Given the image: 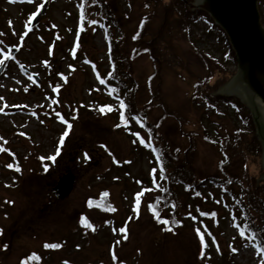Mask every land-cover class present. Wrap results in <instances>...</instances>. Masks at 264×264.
<instances>
[{
    "label": "rangeland",
    "instance_id": "1",
    "mask_svg": "<svg viewBox=\"0 0 264 264\" xmlns=\"http://www.w3.org/2000/svg\"><path fill=\"white\" fill-rule=\"evenodd\" d=\"M46 1V13L32 27L31 18ZM111 3L123 15L124 30L129 32L141 17L140 0ZM82 4L83 0H0V60L9 56V48L18 49L14 58L0 66V264H22L33 254L41 264H205L210 255L218 262L228 260L224 264H261L255 243L240 237L231 217L233 202L220 186L208 184L198 197L182 192L186 211L189 209L181 227L168 232L155 223L149 205L157 195L159 169L149 148L151 140L137 121L121 124L120 102L105 83L114 70L104 27L102 21L95 30L92 23L83 27ZM259 8L264 13V6ZM86 16L90 22L100 19L97 10L91 9ZM209 27L205 20L194 24L189 38L179 42L184 77L168 88L172 93L170 111L182 109L186 96H192L194 83L205 74L193 43L236 72L228 40ZM201 29H205L202 34ZM133 51L128 40L124 49L127 69L140 84L137 103L142 107L151 95L153 68L147 56H135ZM57 86L59 91H53ZM105 104L113 110L101 113L99 109ZM190 113L193 123L182 130L171 117L158 126L157 133L171 147L189 144L182 131L195 130L201 136L208 132L218 140L224 126H242L241 111L221 106L216 112L197 98ZM162 116V111L155 109L147 117L157 124ZM61 117L72 129L53 162L47 158L55 155L67 130ZM201 136L197 137L194 159L199 179L217 174L220 157L217 148ZM66 173L74 175V187L66 199L59 200L52 189ZM102 191L108 192L115 211L95 214L88 201ZM139 192L144 195L137 213ZM201 212H215L217 226H208L213 223ZM125 226L126 240L119 231ZM196 228L204 233L212 250L207 253L204 248L203 256ZM45 244L61 247L46 248Z\"/></svg>",
    "mask_w": 264,
    "mask_h": 264
},
{
    "label": "trees",
    "instance_id": "2",
    "mask_svg": "<svg viewBox=\"0 0 264 264\" xmlns=\"http://www.w3.org/2000/svg\"><path fill=\"white\" fill-rule=\"evenodd\" d=\"M112 1L83 0L85 14L83 27L91 23L86 16L87 13L91 9L92 11L97 10L100 19H95L96 23L92 24L95 27L91 26V28L94 27L95 30L102 21L108 48L107 54L114 70V74L110 78H106L107 88L110 91L115 89L112 92L117 96L119 102L123 101L127 106L121 109L129 118L127 124L131 120L137 121L151 140L149 148L159 169L157 195L153 197L151 205L156 206L162 219L177 222L168 225L173 230L181 227L180 221L182 218H186V212L189 209L188 207L186 211L183 191L191 196L195 193L193 196L198 197L197 194H200L208 184L212 187L220 186L225 196L233 202L231 217L239 226V234L246 227L250 229V231L245 230L244 237H240L255 243L256 247L264 246L262 146L257 139L256 127L251 115L246 111L245 106L235 97L218 95V91L234 76L235 70H230L223 61H219L209 52L200 50L192 42L195 55L205 69V74L194 83L192 96H186V103L181 105V110L170 111L169 109L172 93L168 88L175 84L176 79L184 77L185 60L181 55L179 42L184 38H189L193 25H197L203 20L210 24V31L219 30L226 40H228L227 36L221 28L214 24L207 13L202 10L191 11L189 9L188 4L195 0H140L141 17L137 24L127 32L124 30V17L119 14L116 7L112 6ZM181 5L184 6L183 9H180ZM259 5L264 6V0H259ZM260 13L264 25V13L261 10ZM204 31L205 29H201L200 33L202 34ZM128 40L134 45L133 55L147 56L153 68L149 83L151 95L142 107H139L137 103V91L140 84L127 69L128 58L125 56L124 49ZM229 48L230 58L236 63L230 45ZM194 98L202 100L208 108L216 110V112L221 106L241 111L242 126L233 128L224 126V134L220 135L218 140L212 138L208 132L201 136L195 130L182 131V136L188 138L189 144L186 147L182 145L171 147L157 133L158 126L165 117L174 119L181 130L193 123L190 112ZM172 100L174 99L172 98ZM107 107L108 104H105L106 110ZM155 109H160L164 116L159 119L157 124L149 121L147 117L148 113ZM133 116L136 119H131ZM120 122L124 124L122 121ZM198 136H201L206 143L214 145L220 155L216 165L217 174L203 179L198 178L194 163ZM161 171L166 178H161ZM105 193L107 196L104 195ZM91 201L93 203L90 209L96 211L95 214L101 210L108 212L114 205L107 191H102L97 198ZM173 204L175 207L172 206ZM150 211L153 213L152 210ZM215 216H208L213 223L212 225L208 223V226H217ZM155 223L159 224L157 220ZM163 227L165 228V225ZM210 232L212 234L211 230ZM251 232L257 234L255 239L251 238ZM209 251L212 250L208 246L206 252L209 253ZM225 261L218 262L210 255L206 258L205 264H224ZM29 264H41V261L32 260Z\"/></svg>",
    "mask_w": 264,
    "mask_h": 264
},
{
    "label": "water",
    "instance_id": "3",
    "mask_svg": "<svg viewBox=\"0 0 264 264\" xmlns=\"http://www.w3.org/2000/svg\"><path fill=\"white\" fill-rule=\"evenodd\" d=\"M48 6L49 2L46 1L32 20V27L38 24ZM189 8L207 13L228 38L237 69L234 76L218 91V95L235 97L249 110L257 139L262 146L264 170V25L259 0H195L189 4ZM17 52V48H9V57L14 58ZM35 80L39 83L36 76ZM261 180H264V174ZM74 183V175L66 173L52 189V194L64 200L72 193Z\"/></svg>",
    "mask_w": 264,
    "mask_h": 264
},
{
    "label": "snow or ice",
    "instance_id": "4",
    "mask_svg": "<svg viewBox=\"0 0 264 264\" xmlns=\"http://www.w3.org/2000/svg\"><path fill=\"white\" fill-rule=\"evenodd\" d=\"M12 2H14V0H12ZM29 2H32V0H29ZM43 7H44L43 4L39 5V8H40V9H42ZM83 7H84V5L82 4V5H81V8L83 9ZM83 18H84V12L81 11V19L83 20ZM31 19L34 20V19H35V16H33ZM30 23H31V20H30ZM91 23H92V24H95L96 21H91ZM29 30H31V29H29ZM27 34H28L27 32L24 33L25 36H26ZM74 55H75V53H74ZM9 58H10L9 56H5V58H4L3 60H0V66H3V65L5 64V61H6L7 59H9ZM110 75H111V74H110ZM30 79H31V77H30ZM65 80H66V78H65ZM100 82H101L102 84L104 83L103 80H101ZM53 91H57V92H58V91H59V86H57L56 88H54ZM112 91H115V89H112ZM0 99H2V98H0ZM4 107H8V105L5 104ZM120 107H121V109H123V108H126L127 106L124 104L123 101H121V102H120ZM112 110H113V109H112L111 107H108V108H107V111H109V112L112 111ZM0 111H3V108H0ZM99 111H100L101 113H105L106 109L102 107V108L99 109ZM57 115L59 116V113H57ZM75 118H76V117H73V119H75ZM120 119H121V121L124 123V125L126 126V125H127V121H128L129 118L126 117V115H125V113H124L123 111L120 112ZM131 119H136V117L133 116V117H131ZM61 120H62V122H64V123L67 124V130L63 133V135H62L61 138H60L59 146H58L57 149H56V153H55V155H52V156H50V157L47 158V159H49V160H51V161H53V162L56 160L57 156L60 155V147L63 146V144H64V142H65V138L69 135V132H70L71 129H72V124L67 123V121H64L62 117H61ZM118 127H119V125H118ZM136 135H137L138 138H139V134L137 133ZM139 142H140L141 144H144V143H145V140H144V139H140ZM149 142H150V141H149ZM5 143H6V142H5ZM0 151H3V149H0ZM85 158H86V159L88 158L87 153H85ZM41 159H44V158H41ZM8 167H13V166H12V165H8ZM15 170H16V171H20V168H19L18 166H16ZM45 170H47V169H45ZM153 172H155V169L153 170ZM161 178H162V179L166 178V177L163 176L162 171H161ZM229 183H230V181H229ZM145 191H151V189H146ZM104 195L107 196V193H105ZM143 195H144V192H139V193H137V195H136V198H135V199H136V207H135L134 211H136L137 213L139 212L140 199H141V197H142ZM197 195H199V193H198ZM218 202H219V201H218ZM92 203H93V202H92L91 200L88 201L89 206H92ZM172 206L175 207L174 204H173ZM149 208H150V210L153 211L154 217H155V219L157 220V222L160 223V224H162V225H165L164 230H165V231H168V232H171V231H172V227H168V225H170V224H176L177 222H176V221H170V220H168V219H162L161 216H160V214H159V212L156 210V206H154V205H149ZM111 210H112V211H115L114 208H112ZM200 214H201L202 216H207V215H209V213H205V212H201ZM211 215L214 217L216 214H215V213H211ZM193 219H195V217H193ZM81 222L84 223V222H85V219H84V218H81ZM87 226L90 227V228L92 227L91 224H88ZM238 227H239V226H238ZM94 230H95V229L93 228V231H94ZM245 230L250 231V229L247 228V227H246ZM245 230H242V231L240 232V236H242V237L245 236ZM119 231L123 234V237H124V239L126 240V239L128 238V234H127V233H128V229H127V226H125V227L119 229ZM195 231H196V234H197V236H198V238H199V242H200L201 249H202V251H201V256H203V255H204V253H203V249H204V248H207V247H208V244H207L206 241H205V235H204L203 232H201V229H200V228H196ZM205 231H206V230H205ZM0 234H2V233H0ZM256 235H257V234H256L255 232H251V238H252V239H255ZM119 243H120V242L117 241V244H119ZM213 243H215V240H213ZM45 247H46V248H59V247H61V245H59V244H45ZM217 250L219 251V249H217ZM233 251H236V249H233ZM257 255L261 256V264H264V246H258V247H257ZM112 257H113V260H114V261L117 259V256H116L115 252H113ZM32 260H38V257H36L35 254H33V256L29 257L27 261H22V264H29V262L32 261Z\"/></svg>",
    "mask_w": 264,
    "mask_h": 264
}]
</instances>
